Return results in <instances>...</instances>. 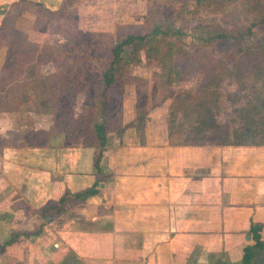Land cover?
I'll list each match as a JSON object with an SVG mask.
<instances>
[{
  "label": "crops",
  "instance_id": "0c3cea01",
  "mask_svg": "<svg viewBox=\"0 0 264 264\" xmlns=\"http://www.w3.org/2000/svg\"><path fill=\"white\" fill-rule=\"evenodd\" d=\"M12 1L0 0V23ZM54 129L48 114L0 112V264H240L254 244L264 145L108 129L95 168L99 149ZM92 186L87 199L45 210L65 189Z\"/></svg>",
  "mask_w": 264,
  "mask_h": 264
},
{
  "label": "rangeland",
  "instance_id": "374dc122",
  "mask_svg": "<svg viewBox=\"0 0 264 264\" xmlns=\"http://www.w3.org/2000/svg\"><path fill=\"white\" fill-rule=\"evenodd\" d=\"M40 1L55 13L37 15L32 10L21 12L14 28L7 31L5 37L0 36V70L6 58L25 42L38 50L31 63L43 77L55 72L59 65L66 69L90 70L80 85L93 90V103L85 109L82 107L84 93L77 95L74 115L70 119L74 137L70 141L84 144L87 140H94L93 124L100 119L102 84L100 79L90 80L91 69L101 66V58L107 55L116 39L129 32H149L155 24H159L163 29L168 27L169 31H178V34L164 36L160 44L156 43L157 51H152L149 56L147 53L141 55V61L133 68V74L140 79V83L139 80L132 81L131 76L120 81L110 99L111 107L106 112L109 116L107 129L112 132L132 129L136 134L133 139L137 141H144L145 132L149 135L148 129L153 132L158 129L162 136V131L168 127L167 115L173 114L178 98L184 93L195 92L203 83L200 74L187 72L188 69L183 73L173 71L169 77L165 73L164 67L170 64L171 58L178 59L177 55L185 51L189 59L185 62L181 60V65L190 63L192 55L204 53L208 64L225 67L226 72L220 73L214 79L215 86L206 90L215 88L220 92V108L216 110L215 120L209 123L207 129L196 133L194 121L190 122L188 118L190 115L186 116L180 110L181 113H174L176 116L173 114L174 120L170 125L174 128L172 141L186 143L198 138L218 143L223 140L227 143H264V122L261 119L264 105H260L264 101V56L258 65L247 67L239 64L237 73L233 74L235 62L229 57V53L235 52L233 43L218 40L212 44H200L199 39L217 32H235L245 28L254 14L244 0H213L208 5H198L196 0ZM75 32L78 33L76 39ZM249 43L243 42L242 48ZM94 55L99 61L92 58ZM163 57L168 61L162 62ZM68 80L74 81L73 77ZM252 108L258 110V124L249 129L253 135H245L242 117ZM141 114L144 118L140 117ZM48 115L54 122L55 114ZM61 125L63 127L64 123Z\"/></svg>",
  "mask_w": 264,
  "mask_h": 264
},
{
  "label": "trees",
  "instance_id": "16d2710c",
  "mask_svg": "<svg viewBox=\"0 0 264 264\" xmlns=\"http://www.w3.org/2000/svg\"><path fill=\"white\" fill-rule=\"evenodd\" d=\"M213 0H196L198 5L209 4ZM249 4L252 13L254 14L252 21L243 29L235 32L225 31L217 32V34L207 35L206 38H199L200 44H212L218 40L228 41L235 46V52L229 53V57L233 59L234 67H232V73L236 74L238 71V65L242 64L247 67L258 65L262 61L264 56V0H244ZM32 10L37 15L43 12L55 13V11L47 8L42 2L35 0H13L0 23V36L7 34V31L14 28L16 20L20 17L22 11ZM168 34H178V31H169L163 29L161 25L155 24L149 32L146 33H126L121 38L116 39L111 47L108 49L106 56L102 57L101 66L91 69L92 75L90 80L100 79L102 84V90L100 93L101 110L99 112V121L93 124L94 140H87L84 144H88L99 149V153L94 160V167H98L101 151L106 146L107 141V122L109 120L108 114H106L111 97L114 94L115 88L119 85L120 81L128 76L132 77V81L136 80L140 83V79H137L133 74L134 65L141 61V55L147 53L151 55L152 51L158 50V44L161 43V39ZM75 39L78 35L74 33ZM2 37V36H1ZM249 41L250 43L246 48H242L243 42ZM29 43H23L19 48L6 58L4 66L0 70V112L11 111H36L40 113L55 114L54 127L62 134L66 142L74 143L70 141L74 137L70 119L74 115V104L76 102L77 95L84 93L85 98L83 101V108H87L93 103V90L80 83L87 78L90 70L73 68L66 69L64 66H57V70L47 77H43L38 68L31 62L34 60L38 50L29 47ZM153 44L155 46H153ZM240 56V58H238ZM169 56L168 58H170ZM178 59L171 58L169 65L165 66L164 71L168 74L173 71L183 73L184 70L191 73H197L202 76L203 83L199 84L195 92H187L180 96L177 100V105L172 109L173 114L178 112L190 115V122L194 121V127L197 129L196 133H200L203 129L211 124L217 116L216 113L220 108L218 99L221 98L220 92L216 90H207L210 87L215 86V78L220 73H225V67L220 65H210L207 63L206 55L204 53L192 55L191 62L182 63L189 59L188 53L182 51L177 55ZM205 57V59H204ZM95 61H99L95 55L92 56ZM167 58H161L162 62L168 61ZM172 67V68H171ZM228 71V70H227ZM73 77V82L69 81V78ZM263 101V100H262ZM260 105H264V101L260 102ZM255 109L260 110L255 107ZM252 108L247 115L242 117L246 129L245 135H253V124H258L257 118L258 110ZM151 109V108H150ZM213 110V111H212ZM215 110V111H214ZM168 114L167 123V140L170 143H176L172 141L174 128H170L174 115ZM173 115V116H172ZM176 116V115H175ZM144 118V115H140ZM264 122V115L261 117ZM183 120V117H182ZM236 120H234L235 122ZM64 123L62 127L61 123ZM210 123V124H209ZM179 129V128H178ZM227 130L229 129L227 125ZM184 130V129H183ZM225 131V129H224ZM223 131V132H224ZM227 143L225 140L221 142H209L200 141L198 138L190 139L186 143L176 144H210L221 145ZM227 144H262L264 143H252V142H240V143H227ZM94 186L86 188L76 193H70L65 189L58 200L50 202L46 209L48 213L55 210L60 212L62 207L67 201L68 196H73L76 199L85 200L88 197L96 193ZM264 228V224H252L250 227V233L254 244L244 247V253L240 264H264V242L261 240L260 231ZM212 264H214L212 262ZM225 264V263H221Z\"/></svg>",
  "mask_w": 264,
  "mask_h": 264
}]
</instances>
